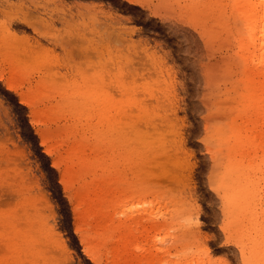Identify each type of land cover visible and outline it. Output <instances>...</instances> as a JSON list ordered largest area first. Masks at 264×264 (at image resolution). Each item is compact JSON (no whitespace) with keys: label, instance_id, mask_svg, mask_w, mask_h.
Masks as SVG:
<instances>
[{"label":"rangeland","instance_id":"rangeland-1","mask_svg":"<svg viewBox=\"0 0 264 264\" xmlns=\"http://www.w3.org/2000/svg\"><path fill=\"white\" fill-rule=\"evenodd\" d=\"M201 2L200 31L181 35L145 7L160 0H0V186L18 194V211L0 210V241H12L11 259L243 264L240 246L264 221V120L233 0ZM244 132L250 159L236 151Z\"/></svg>","mask_w":264,"mask_h":264},{"label":"snow or ice","instance_id":"snow-or-ice-1","mask_svg":"<svg viewBox=\"0 0 264 264\" xmlns=\"http://www.w3.org/2000/svg\"><path fill=\"white\" fill-rule=\"evenodd\" d=\"M228 6L233 8L241 7L236 0H233ZM145 7H155L156 10L152 11L151 15L169 22L174 30H179L181 35H183L188 29H191L194 33L200 31L199 24L197 23V13L199 10L209 7V5L202 3L201 0H179V2L177 0H160L158 5H145ZM259 7L264 9V0H260ZM195 39L199 40L200 37L197 36ZM20 103H27V101L21 100ZM49 155H52V153H49ZM53 167L55 168L57 165H53ZM60 183L64 184V181L61 180ZM65 191L67 192V189ZM261 192V200L264 201V189ZM17 195L8 183L0 186V210L8 215L18 211L14 206ZM193 220L196 222L195 217ZM66 227L68 232L73 231L71 216L68 219ZM75 232L78 236L83 235L78 227L75 228ZM78 243L83 247L84 252L87 253V241L80 239ZM240 247L241 254L244 256L243 264H264V221H261L256 237ZM249 247L252 249L251 255L248 254ZM11 252L12 241L7 238L0 241V257H2L0 258V264H27L23 259H11ZM206 252H210V249H206ZM81 264H90V262L82 261ZM216 264H227V261L217 260Z\"/></svg>","mask_w":264,"mask_h":264},{"label":"bare ground","instance_id":"bare-ground-1","mask_svg":"<svg viewBox=\"0 0 264 264\" xmlns=\"http://www.w3.org/2000/svg\"><path fill=\"white\" fill-rule=\"evenodd\" d=\"M236 2L241 5V7H235V10H233L234 18L241 23V25H239L241 29V56L250 66V80L253 83L254 89V97H252L254 104L253 109L251 110L255 114L260 113L264 120V9L259 7L260 0H237ZM261 78L263 79L259 80ZM250 117L251 116H249V118ZM249 124H253L251 120L249 121ZM244 130L249 131L250 134L255 132L253 131V128H245ZM238 137L240 139L236 146L237 153L240 152V158H243L244 155L250 159V157L243 154L242 151L245 148H255L256 144H254L253 138L248 136L246 132H244V138L241 136V133ZM257 137L259 139V144H257L256 148L261 145L264 146V135H257ZM243 139L245 140L242 142ZM242 165V162L238 160L237 166L239 167ZM252 193L253 191L251 188L241 184L236 185L237 198L242 199L243 204H250V202H253L252 199L254 198L252 196L254 194ZM253 222H255V220ZM252 229H254L255 232H258L259 225L253 223Z\"/></svg>","mask_w":264,"mask_h":264}]
</instances>
